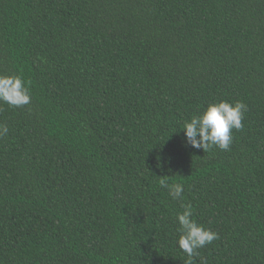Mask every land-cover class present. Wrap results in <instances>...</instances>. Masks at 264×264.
Masks as SVG:
<instances>
[{"label":"trees","instance_id":"1","mask_svg":"<svg viewBox=\"0 0 264 264\" xmlns=\"http://www.w3.org/2000/svg\"><path fill=\"white\" fill-rule=\"evenodd\" d=\"M0 264H185L175 216L218 234L194 264H264V0H0ZM242 101L230 150L180 124ZM184 185L172 199L160 177Z\"/></svg>","mask_w":264,"mask_h":264},{"label":"clouds","instance_id":"2","mask_svg":"<svg viewBox=\"0 0 264 264\" xmlns=\"http://www.w3.org/2000/svg\"><path fill=\"white\" fill-rule=\"evenodd\" d=\"M31 95L29 82L19 75L0 76V102L13 107H21L30 103ZM247 105L242 101L229 103L218 101L209 103L206 107L193 114L180 124L183 133V143L193 149L203 152L213 148L222 151L230 150L233 141V130L239 131L242 127L244 113ZM7 127L0 125V134H6ZM167 176L160 177L159 185L166 189L168 195L174 200H183L182 183H169ZM183 211L175 216L178 224V248L186 255L185 264H194V258L199 257V249L218 239V234L205 228L193 219L190 205H183ZM201 264H204L202 261Z\"/></svg>","mask_w":264,"mask_h":264}]
</instances>
